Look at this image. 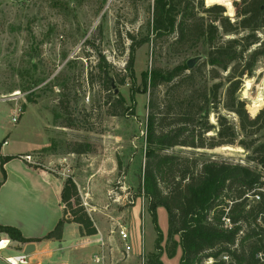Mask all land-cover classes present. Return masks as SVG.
<instances>
[{
	"label": "rangeland",
	"instance_id": "obj_1",
	"mask_svg": "<svg viewBox=\"0 0 264 264\" xmlns=\"http://www.w3.org/2000/svg\"><path fill=\"white\" fill-rule=\"evenodd\" d=\"M239 1L213 0L211 5L225 4V15L236 22L240 16L235 2ZM211 5L205 0V7ZM153 10L154 0H0V148L33 153L44 167L48 166V152L66 155L63 164L55 162L51 168L56 175L64 179L71 176L76 182L95 225L107 231L98 237L102 241H97L98 254H109L112 258L107 260L117 264L126 260L122 258L124 242L118 234L122 226L133 231L146 261L157 251V232L148 201L139 189L151 98L150 90H142L143 74L155 67L173 68L200 56L196 67L207 51L202 43L173 46L174 36L155 38L149 28ZM199 15L207 21L214 17L201 10ZM148 34L152 40L136 48L132 77L126 70L131 38L140 41ZM205 68L208 71L210 67ZM106 74L113 79L112 87L106 85ZM226 74L221 72L222 77ZM165 90L166 86L157 89L159 101ZM239 95L252 116L264 108V57L251 75L243 77ZM120 96L125 99V107L135 109L134 115L130 110L122 113L124 108L116 106ZM16 105L21 109L14 123L12 111ZM250 105L259 109L252 112ZM109 110L122 114L114 115ZM211 120L216 121L214 114ZM5 140L8 144H3ZM77 142L89 143L92 151L71 152ZM34 149L39 150L34 153ZM169 152L243 164L264 175V165L252 161L251 150L238 143L194 153L177 146ZM84 186L92 188L91 192ZM158 224L164 235L161 260L179 264L181 247L174 257L168 256V215L164 207L158 209ZM4 238L12 239L1 232L0 240ZM129 259L131 264H140L137 254Z\"/></svg>",
	"mask_w": 264,
	"mask_h": 264
},
{
	"label": "trees",
	"instance_id": "obj_2",
	"mask_svg": "<svg viewBox=\"0 0 264 264\" xmlns=\"http://www.w3.org/2000/svg\"><path fill=\"white\" fill-rule=\"evenodd\" d=\"M225 6L217 3L205 7V0H154L149 28L155 38L174 36L173 46L194 41L205 45L207 51L204 61L196 67L189 68L187 60L173 68L155 67L143 74L142 90H150L151 98L139 189L148 201L157 232V251L149 255L147 264H164L159 207H164L168 215V256L174 257L177 248L182 249L179 264H206L208 258L214 259L212 264H225L222 255H229L231 264H264L262 171L169 152L177 146L194 153L238 143L251 150L252 161L264 165V108L252 116L239 95L243 77L251 75L264 57V0L235 2L240 16L236 22L225 15ZM200 10L214 17L207 21L199 15ZM131 39L126 70L134 77L136 48L152 38L148 34L140 41ZM206 66L210 67L208 71ZM221 72L227 73L225 77ZM105 80L112 87V77L106 74ZM160 86H166L162 101L156 97ZM116 102V106L124 108L122 113L130 110L135 114L133 107H125L124 97H118ZM258 109L250 105L252 112ZM212 114L216 121L211 120ZM90 148L89 143L77 142L71 152L84 154L91 152ZM15 157L2 156L1 165ZM3 172L0 187L7 178ZM61 201L64 215L44 238L61 240L66 222L80 224L82 234L98 232L71 176L64 179ZM227 218L231 226H227ZM1 232L22 243L36 240L24 237L19 228L11 225L0 224Z\"/></svg>",
	"mask_w": 264,
	"mask_h": 264
},
{
	"label": "crops",
	"instance_id": "obj_3",
	"mask_svg": "<svg viewBox=\"0 0 264 264\" xmlns=\"http://www.w3.org/2000/svg\"><path fill=\"white\" fill-rule=\"evenodd\" d=\"M38 150L34 149V153ZM48 153V166L44 167L33 153L11 152L0 148V160L2 156H16L3 166L0 164V181L3 179V171L7 175L0 187V224L17 227L24 237L36 239L27 243L8 239L10 245L0 252V264H8L6 256L24 252L29 244L34 245V250L28 254L24 264H95L94 256L99 253L100 248L97 244L100 239L98 237L107 232L104 226L102 229L96 223L98 232L86 235L81 233L80 224L66 222L61 240L44 238L64 215L61 201L64 178L56 175L51 166L55 162L63 164L67 157ZM27 155L31 156V160L26 159ZM84 190H89L90 193L92 188L84 186ZM109 225L111 226V222ZM113 236L114 234L110 235L112 238ZM132 242L137 252L140 248L139 240L132 236ZM131 263L132 260L129 259L120 264Z\"/></svg>",
	"mask_w": 264,
	"mask_h": 264
},
{
	"label": "built area",
	"instance_id": "obj_4",
	"mask_svg": "<svg viewBox=\"0 0 264 264\" xmlns=\"http://www.w3.org/2000/svg\"><path fill=\"white\" fill-rule=\"evenodd\" d=\"M20 109H21V107L16 105V107L12 111V120L14 123H17V121H18V118L20 116ZM7 143H8L7 140H5L3 142V144H7ZM26 159L30 160L31 156L27 155ZM0 164H1V160H0ZM260 190L264 192V188H260ZM255 199L259 200L260 196L256 195ZM225 220H226L227 226H231L230 220L228 218ZM118 234H119L121 240L124 242V247L122 250V258L127 260L130 257L137 254V256L140 260V264H147L146 255H145L143 249L139 248L137 252L135 251V248H134V245L132 242V233L126 227L122 226L119 229ZM2 241H3V239L0 242H2ZM98 242L99 243L101 242V244H102V241H98ZM9 245H10V241L8 239H6L5 245L0 247V252L2 250L6 249ZM110 254H112V252ZM27 258H28V254H25L24 252H22L20 254L14 255V256H6L5 261L8 264H24L27 262ZM107 258H112V257L109 254L102 252L101 254H96L94 256V262H95V264H117V261L109 262L107 260ZM222 260L225 261V264H231V262H232V258L229 255H222ZM213 262H214L213 258H208L205 261L206 264H212Z\"/></svg>",
	"mask_w": 264,
	"mask_h": 264
},
{
	"label": "water",
	"instance_id": "obj_5",
	"mask_svg": "<svg viewBox=\"0 0 264 264\" xmlns=\"http://www.w3.org/2000/svg\"><path fill=\"white\" fill-rule=\"evenodd\" d=\"M200 56H197V57H194V58H190L188 61H187V64L189 66V68H193L195 63L200 60ZM117 92V91H116ZM34 250V245L33 244H29L26 246L25 248V254H30L32 251Z\"/></svg>",
	"mask_w": 264,
	"mask_h": 264
},
{
	"label": "bare ground",
	"instance_id": "obj_6",
	"mask_svg": "<svg viewBox=\"0 0 264 264\" xmlns=\"http://www.w3.org/2000/svg\"><path fill=\"white\" fill-rule=\"evenodd\" d=\"M206 3H207L208 5H211V4H213V0H206ZM245 83H246V82H245ZM246 90H247V89H246ZM0 241H1V240H0ZM5 243H6V239L4 238L3 241L0 242V247L4 246Z\"/></svg>",
	"mask_w": 264,
	"mask_h": 264
}]
</instances>
